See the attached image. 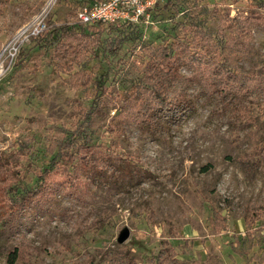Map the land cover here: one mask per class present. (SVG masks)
I'll return each instance as SVG.
<instances>
[{"label":"rangeland","instance_id":"374dc122","mask_svg":"<svg viewBox=\"0 0 264 264\" xmlns=\"http://www.w3.org/2000/svg\"><path fill=\"white\" fill-rule=\"evenodd\" d=\"M92 1L0 0V264L14 248L13 264H264V0H159L150 21L84 34L77 11ZM61 25L80 32L54 43L37 33ZM207 36L228 39L258 80L245 115L206 93L220 78ZM178 42L196 54L180 47L168 94L195 109L152 130L142 113L154 52ZM93 107V142L113 166L76 184L57 166L46 194L17 190L37 184L52 140Z\"/></svg>","mask_w":264,"mask_h":264},{"label":"trees","instance_id":"16d2710c","mask_svg":"<svg viewBox=\"0 0 264 264\" xmlns=\"http://www.w3.org/2000/svg\"><path fill=\"white\" fill-rule=\"evenodd\" d=\"M171 1L172 0H167V3ZM80 25H84V27L81 26V28H83L81 31L84 32V34H91L89 33L88 26L92 24ZM111 28L112 25L110 29ZM50 29L51 27H48L39 34V37H45L44 35L49 32L47 35L53 38L48 39L49 43H54L58 38L71 37L75 33L80 32L74 25H61L54 30ZM198 35L203 36L202 33H198ZM207 38L211 40L210 48L208 49L212 51V59L216 64L211 65L213 66L212 70L214 73L219 74L217 77L221 79L219 78V80L217 79L218 81L211 82V87L209 85L208 87L206 86V88H209L206 90V93L209 94L211 98H218L224 101L223 104L229 109H235L238 114L245 115V111L241 113V111L246 108L241 105L242 101L252 92L258 80L254 75L244 74L239 70L238 62L240 58L236 56V51L229 45L230 41L228 39L225 41L219 39V41L216 42L211 36H207ZM180 47L183 48L182 52L184 53H186L185 49H189L188 54L192 56L196 54L192 51V47L189 43L180 44L179 42L175 45V50L173 45H170L163 47L161 51L154 52V59L156 60L154 61L155 64H152V70L155 72L154 76L156 82L146 87V91H148L147 98H145L144 95L137 97L140 100L146 99L142 114H144L143 122L148 124V128L158 129L159 127H163L165 123L169 125V123H172V120H176V118L179 119L185 112L195 109V100L192 97L182 95L171 97L168 94L171 80L174 76L177 77L179 75L177 72L180 66L178 61L183 56ZM103 68V65H100L98 70H102L103 72ZM95 111V107L88 109L83 113L79 121L76 122V127L67 130L66 135L56 137L52 140V143L48 147V153L52 155L50 164L38 174L37 184L32 188L18 186L17 190L22 188V193L25 196L31 194V191H33V198L46 194L47 187H49L46 182L52 179V175L55 173L54 171H56L57 166L64 172L65 167H72V170L70 169V175H72V177H68L73 179L74 184H76V180L79 179L81 173H88L96 170L107 172V170L113 166V154H105V150L101 149L97 143L93 142L90 133L89 128ZM19 150L23 149L20 147ZM21 153L25 154V151L23 150ZM60 176L63 177V181L56 179L54 182H51L57 190H59V188L56 184H62L64 182L65 176ZM217 225L218 224L215 222H212V226L216 227ZM19 256L20 249L14 248L9 255V262L13 264ZM153 258L154 257H152V260L155 259L154 264H162L163 260H165L163 259L164 257L160 255ZM191 264L204 263L196 260Z\"/></svg>","mask_w":264,"mask_h":264},{"label":"built area","instance_id":"2783aa9c","mask_svg":"<svg viewBox=\"0 0 264 264\" xmlns=\"http://www.w3.org/2000/svg\"><path fill=\"white\" fill-rule=\"evenodd\" d=\"M159 0H93L85 3L77 11L80 24L124 25L150 21ZM48 27H41L38 35ZM25 31H22V33ZM20 33V35L22 34Z\"/></svg>","mask_w":264,"mask_h":264},{"label":"water","instance_id":"95a60500","mask_svg":"<svg viewBox=\"0 0 264 264\" xmlns=\"http://www.w3.org/2000/svg\"><path fill=\"white\" fill-rule=\"evenodd\" d=\"M131 231L129 227H125L119 234V242H125L130 237Z\"/></svg>","mask_w":264,"mask_h":264},{"label":"bare ground","instance_id":"6f19581e","mask_svg":"<svg viewBox=\"0 0 264 264\" xmlns=\"http://www.w3.org/2000/svg\"><path fill=\"white\" fill-rule=\"evenodd\" d=\"M51 1V0H50Z\"/></svg>","mask_w":264,"mask_h":264}]
</instances>
